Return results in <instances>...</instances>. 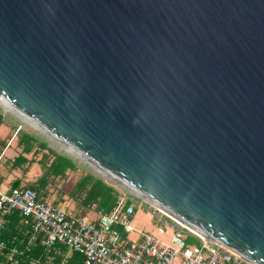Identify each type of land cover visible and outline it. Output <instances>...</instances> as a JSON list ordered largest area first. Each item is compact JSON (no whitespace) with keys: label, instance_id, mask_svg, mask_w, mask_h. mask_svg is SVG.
<instances>
[{"label":"water","instance_id":"1","mask_svg":"<svg viewBox=\"0 0 264 264\" xmlns=\"http://www.w3.org/2000/svg\"><path fill=\"white\" fill-rule=\"evenodd\" d=\"M0 95L264 264V0H0Z\"/></svg>","mask_w":264,"mask_h":264},{"label":"built area","instance_id":"2","mask_svg":"<svg viewBox=\"0 0 264 264\" xmlns=\"http://www.w3.org/2000/svg\"><path fill=\"white\" fill-rule=\"evenodd\" d=\"M143 201L160 226L139 242L127 244L115 225L132 231L135 209L132 204L121 209L122 198L109 213H99V222H95L30 187L9 186L3 191L0 186V235L13 212H18L29 228L23 247L8 246L0 237V257L8 264H22L23 260L27 264H68L74 253L80 257L77 264H253L154 203ZM189 237L198 244L188 245L185 240ZM36 247L41 251L32 255Z\"/></svg>","mask_w":264,"mask_h":264},{"label":"rangeland","instance_id":"3","mask_svg":"<svg viewBox=\"0 0 264 264\" xmlns=\"http://www.w3.org/2000/svg\"><path fill=\"white\" fill-rule=\"evenodd\" d=\"M0 115V143H4V147L0 150V186L3 191H7L9 185H11L12 181L15 179L20 180L21 186H26L28 183L36 181L45 170V167L42 166V162H40V158L42 153L47 150H41L37 154H25L28 159L27 162L23 163L21 166L14 168L11 167V161L21 151V146H19L18 143V136L16 135V132L20 129L46 141L49 147L58 153L65 154L73 158L77 164V169L66 171V174L62 177H50L45 190L41 191V195L47 197L49 200L54 201L76 215L82 214L88 220L99 222V212L94 206L85 208L79 203L80 201L76 200L71 195V190L81 174L90 172L101 177L106 183L117 189L119 198L123 199V202L120 203L121 209L124 210V208L129 204H132L135 209V212L131 217V225L133 227L132 231H126L125 226L123 225L117 226L121 240L124 243L129 244L139 242L142 240L144 234L153 232L158 226H160V222L152 214L151 209L148 207V204L143 201V198L141 199L140 196L134 193L123 183L117 181V179H114L107 173H104L100 168L86 160L84 157H81L75 152L67 149L64 144L59 142L58 139L50 136L42 129H38V127L33 125L32 122H27L29 120L16 114L1 102ZM7 143L8 145L6 147ZM185 242L188 245L198 244V241L192 237L186 238Z\"/></svg>","mask_w":264,"mask_h":264},{"label":"trees","instance_id":"4","mask_svg":"<svg viewBox=\"0 0 264 264\" xmlns=\"http://www.w3.org/2000/svg\"><path fill=\"white\" fill-rule=\"evenodd\" d=\"M16 135L18 136V143L19 146H21V151L11 161V167L13 168L21 166L28 161L25 154H37L41 150H47L42 153L40 158L42 166L45 167L43 174L36 181L26 185L34 189L37 193H41L42 190H45L50 177H62L66 174V171L77 169L76 161L73 158L56 152L48 146L46 141L39 137L20 129L16 132ZM17 186H20L19 179H15L11 183V187ZM71 195L76 200L80 201L79 203L83 207L89 208L94 206L99 213H109L119 200V193L114 186L106 183L101 177L90 172L81 174L71 190ZM28 234L29 228L23 224L19 213L13 212L7 217L6 226L1 232L0 237L8 246L16 245L23 247L27 242ZM40 251L41 249L36 247L32 255H36ZM24 259L26 258L24 257ZM79 261L80 257L74 253L70 257L68 264H77ZM0 264L8 263L5 262L4 257H0ZM22 264H27L26 260H23Z\"/></svg>","mask_w":264,"mask_h":264},{"label":"bare ground","instance_id":"5","mask_svg":"<svg viewBox=\"0 0 264 264\" xmlns=\"http://www.w3.org/2000/svg\"><path fill=\"white\" fill-rule=\"evenodd\" d=\"M0 102L3 103L7 108L11 109L12 111H14L16 114L24 117L25 119L29 120L27 122H32L33 125L37 126L38 129H42L44 132L48 133L50 136L56 138L59 140L60 143L64 144L66 146L67 149L71 150L72 152H75L76 154L80 155L81 157H84V155L74 146L70 145L69 143H67L66 141L62 140L61 138L57 137L55 134H53L52 132H50L47 128H45L43 125H41L39 122H37L36 120L32 119L31 117H29L28 115H26L25 113L19 111L17 108H15L13 105H11L9 102H7L5 99L2 98V96L0 95ZM42 131V132H43ZM85 158V157H84ZM86 159V158H85ZM91 162V161H90ZM92 164H94L92 162ZM98 168H100L104 173H107L108 175H110L107 171L103 170L101 167L97 166ZM111 176V175H110ZM113 177V176H112ZM114 178V177H113ZM116 179V178H114ZM117 181L123 183L122 181H120L119 179H117ZM125 186H127L129 189H131L134 193H136L138 196H140L141 198L146 200V197L139 192L138 190L126 185L125 183H123Z\"/></svg>","mask_w":264,"mask_h":264},{"label":"crops","instance_id":"6","mask_svg":"<svg viewBox=\"0 0 264 264\" xmlns=\"http://www.w3.org/2000/svg\"><path fill=\"white\" fill-rule=\"evenodd\" d=\"M3 144H4V143H0V150H2V148L4 147ZM7 145H8V143L6 144V147H7ZM9 186H11V185H9ZM20 186H21V185H20ZM53 202H54V201H53ZM77 215H82V214H77ZM82 216H84V215H82ZM117 226H119V224H118V225H115L116 228H117Z\"/></svg>","mask_w":264,"mask_h":264}]
</instances>
